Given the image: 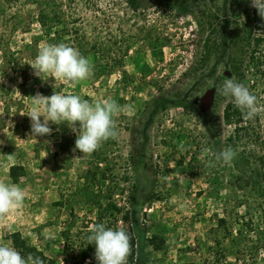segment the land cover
<instances>
[{
    "label": "rangeland",
    "instance_id": "374dc122",
    "mask_svg": "<svg viewBox=\"0 0 264 264\" xmlns=\"http://www.w3.org/2000/svg\"><path fill=\"white\" fill-rule=\"evenodd\" d=\"M188 1L190 13L168 0H143L137 10L128 0H0V181L12 183V165L27 172L23 206L0 219V244L19 232L58 264H91L79 255L101 206L105 222L126 232L136 224L147 238L165 240L161 251L146 246L149 264H264V80L257 134L238 135L225 122L228 97L216 93L207 113L195 104L226 75L253 89L252 39L264 37V19L258 33L252 0ZM62 42L90 59L92 76L72 83L32 74L39 48ZM120 60L123 70L96 77ZM53 91L131 110L116 118V140L84 155L73 152L76 135L66 123L31 136V96ZM160 97L184 105L159 112L146 128ZM228 147L237 153L231 165L205 167ZM142 182L157 197L142 200L136 223L126 221Z\"/></svg>",
    "mask_w": 264,
    "mask_h": 264
},
{
    "label": "clouds",
    "instance_id": "9594fccd",
    "mask_svg": "<svg viewBox=\"0 0 264 264\" xmlns=\"http://www.w3.org/2000/svg\"><path fill=\"white\" fill-rule=\"evenodd\" d=\"M252 6L264 19V0H252ZM258 33H262L257 31ZM32 74L42 82L49 78L72 83L83 81L94 74L90 59L77 49L66 44H45L39 48L35 59L29 64ZM215 93L232 99L245 120H254L262 108L257 95L236 80L234 76L225 77L221 85L213 87ZM18 90V89H14ZM19 91V90H18ZM31 108L27 116L31 121V136L51 135L50 122L55 125L66 123L75 133L73 152L91 155L103 142L118 138L116 118L130 106H121L115 100L90 102L72 92L53 91L50 96L37 92L31 96ZM43 117V120H41ZM210 151V150H206ZM237 153L231 148H224L212 153V159L205 161V167L214 168L218 163L231 165ZM9 161L13 154L6 155ZM25 191L17 183L0 181V219L23 206ZM88 245L95 246L97 264H128L131 255V237L122 228H111L105 223H97L86 237ZM0 264H44L39 256L29 253L21 255L11 242L0 244Z\"/></svg>",
    "mask_w": 264,
    "mask_h": 264
},
{
    "label": "trees",
    "instance_id": "16d2710c",
    "mask_svg": "<svg viewBox=\"0 0 264 264\" xmlns=\"http://www.w3.org/2000/svg\"><path fill=\"white\" fill-rule=\"evenodd\" d=\"M128 1L135 10L143 6V0H128ZM168 2L171 3V6H175L176 8L186 13L191 12V4L188 0H168ZM253 20L256 23L257 26L256 29L260 31L262 18L258 15L257 11H255V14L253 15ZM226 33H227V28H224L220 32V35H222L223 38H226ZM252 41L254 45L253 54L251 55V59L253 62L252 65L253 72L251 74V79L249 80V82L252 83L253 89H249V90L253 94L257 95L259 102L261 98V92H260L261 83H263L264 80V49H263L264 37L262 35H258L257 37L254 36ZM226 49L227 48L225 46L224 51H226ZM104 68L105 69L103 71L97 73L96 77H100L104 74H110L111 72H115L118 70H123V62L121 60L116 61V63H113L112 65H107ZM226 77L230 78L228 75H226ZM183 105H184V101L181 99L171 100V101L164 97L154 99L152 102V111L150 113V119L149 122L146 124V128L149 126L151 122H153L154 118L159 114V112L167 110L170 106L180 107ZM224 119L227 124H233L236 126V133L238 135L242 133H246L250 129H252L255 132V129L258 128L261 124V119L259 115H257L254 120H245L240 110L235 107L233 101L229 102L226 105L224 109ZM255 134L257 133L255 132ZM257 138L260 137L257 135ZM139 162L140 161L136 162V165L137 164L139 165ZM140 169L141 168H139V170ZM26 174L27 172L23 165H12L9 169V177L12 180V183L19 184L21 179L25 177ZM131 196H132L131 204H130L131 207L128 211L124 213L123 219L126 221H132L133 223H136V218L139 214V205L142 202V200L143 199H145V201L154 200L157 197V195L154 193H148V185L146 183L143 184L142 182L140 190L139 188H137V190L134 191ZM108 206H109L108 208H111L110 210H112L113 214L122 213V210L120 208L114 205H108ZM103 211L104 210H102V207L100 206L98 211V221L95 224L103 222L108 227L117 228L116 225L112 224L111 221H109L108 223L104 221ZM219 224L221 226H224L226 224V221L224 219H220ZM133 225L135 227L133 226V229L130 232H127L130 234L131 237V255L128 257V264H149V256L145 250L146 246L150 245L153 246L155 251H161L162 247L165 244V240L159 236H153L152 238H147L143 233V231H141L136 224ZM88 234H90V230H88L87 233L85 234L84 237L85 245L80 252L79 260L81 262L90 261L91 264H97V261L95 259V246L91 244L88 245L86 240ZM232 234L229 233V235L233 236ZM242 235H243V231L242 229H240L238 231V236H242ZM8 239L10 240L11 244L21 252L22 256L26 257L29 253H31L34 256L41 257L44 260V264H58L56 259L46 255V253L43 250L39 249V247L34 245L28 237H24L21 233L19 232L11 233Z\"/></svg>",
    "mask_w": 264,
    "mask_h": 264
},
{
    "label": "water",
    "instance_id": "95a60500",
    "mask_svg": "<svg viewBox=\"0 0 264 264\" xmlns=\"http://www.w3.org/2000/svg\"><path fill=\"white\" fill-rule=\"evenodd\" d=\"M215 99H216L215 89H210L202 97L197 98L195 100V103L199 102L200 103L199 107L202 113H207L213 108L215 104Z\"/></svg>",
    "mask_w": 264,
    "mask_h": 264
},
{
    "label": "flooded vegetation",
    "instance_id": "af4514ba",
    "mask_svg": "<svg viewBox=\"0 0 264 264\" xmlns=\"http://www.w3.org/2000/svg\"><path fill=\"white\" fill-rule=\"evenodd\" d=\"M198 98H199V97H198ZM196 99H197V98H196ZM196 99H195V100H196ZM195 104H196V105H199L200 103L198 102V103H195Z\"/></svg>",
    "mask_w": 264,
    "mask_h": 264
}]
</instances>
